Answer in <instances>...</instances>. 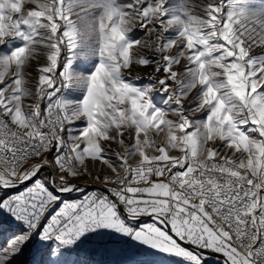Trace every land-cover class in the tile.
<instances>
[{
  "label": "snow or ice",
  "instance_id": "snow-or-ice-1",
  "mask_svg": "<svg viewBox=\"0 0 264 264\" xmlns=\"http://www.w3.org/2000/svg\"><path fill=\"white\" fill-rule=\"evenodd\" d=\"M0 212V264H264V0H0Z\"/></svg>",
  "mask_w": 264,
  "mask_h": 264
},
{
  "label": "rangeland",
  "instance_id": "rangeland-1",
  "mask_svg": "<svg viewBox=\"0 0 264 264\" xmlns=\"http://www.w3.org/2000/svg\"><path fill=\"white\" fill-rule=\"evenodd\" d=\"M255 51L259 52L260 50L256 49ZM43 62H44L43 60L40 61V63ZM20 231H21V227L16 221H14L7 214L0 212V247H3L11 237L18 234ZM31 247H32L31 245H28L22 254L16 256L13 259L12 264H30V262L33 259H35V257H33L30 254ZM77 258L81 260H89V261L108 259L107 257H91V256H80ZM127 259L140 262V264H176V262L172 258L161 254L135 255V256H130ZM209 264H212V261H210Z\"/></svg>",
  "mask_w": 264,
  "mask_h": 264
}]
</instances>
